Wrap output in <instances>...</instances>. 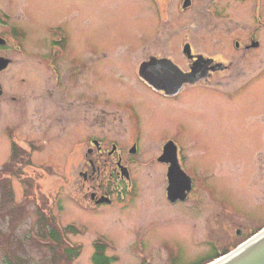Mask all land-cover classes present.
Wrapping results in <instances>:
<instances>
[{
	"label": "rangeland",
	"instance_id": "374dc122",
	"mask_svg": "<svg viewBox=\"0 0 264 264\" xmlns=\"http://www.w3.org/2000/svg\"><path fill=\"white\" fill-rule=\"evenodd\" d=\"M12 3L30 13L31 34L42 24L61 25L78 42L79 50L87 42L95 54H107L108 64L100 63L106 69L100 82L110 97L136 102L147 116L152 139L160 130L161 120L164 124L179 121L185 125V173L192 179L193 191L186 203L170 206L164 174L152 158L145 156L134 169L136 185L123 199L115 197V205L103 209L84 208L76 190L81 181L76 158L56 153L53 142L30 156L31 164L24 162L17 176L7 178L11 143L21 147L23 135L21 124L16 127L18 135L11 132L13 121L2 97L0 264L7 260L20 264H94L96 243L104 245L108 264H206L215 259L207 256L212 243L218 247L227 244L229 252L264 227V136L260 118L264 114V77L254 79L237 93L195 94L183 107L166 106L151 101L129 75L118 79L119 70L125 72L132 67L113 60L119 46L132 45L138 38L142 20L139 7H148L149 0ZM23 173L29 183H22ZM30 184L35 189L27 188ZM28 191L33 195H27ZM42 212L58 228L60 245L54 246L40 226ZM230 217L248 230L236 236ZM223 222L225 229L220 224ZM224 239L227 242H221ZM71 246L76 254L62 253L64 247Z\"/></svg>",
	"mask_w": 264,
	"mask_h": 264
},
{
	"label": "flooded vegetation",
	"instance_id": "af4514ba",
	"mask_svg": "<svg viewBox=\"0 0 264 264\" xmlns=\"http://www.w3.org/2000/svg\"><path fill=\"white\" fill-rule=\"evenodd\" d=\"M1 1L5 66L0 68V99L8 103L11 132L21 124L23 135L21 147L12 141L11 154L17 150L30 165V156L53 142L56 153L76 158L81 178L76 190L87 209L123 199L136 185L134 169L145 156L164 174L165 191L169 168L187 171L182 122L161 120L152 139L136 102L110 97L100 82L106 75L100 63L108 64L107 54H95L87 42L79 50L61 25L42 24L31 34L30 13L12 0ZM139 8L138 38L119 46L113 60L131 65L117 78L129 75L151 101L179 108L189 96L230 95L264 77V0H149L148 7ZM260 118L264 136V114ZM192 191L193 182L185 200H166L170 206L186 203ZM229 222L236 236L248 230L236 219ZM208 248L213 259L228 245Z\"/></svg>",
	"mask_w": 264,
	"mask_h": 264
},
{
	"label": "water",
	"instance_id": "95a60500",
	"mask_svg": "<svg viewBox=\"0 0 264 264\" xmlns=\"http://www.w3.org/2000/svg\"><path fill=\"white\" fill-rule=\"evenodd\" d=\"M4 66L5 62L0 58V68ZM167 178L166 198L171 203L185 200L191 190V178L182 170L172 168H169ZM207 264H264V228L235 249Z\"/></svg>",
	"mask_w": 264,
	"mask_h": 264
},
{
	"label": "trees",
	"instance_id": "16d2710c",
	"mask_svg": "<svg viewBox=\"0 0 264 264\" xmlns=\"http://www.w3.org/2000/svg\"><path fill=\"white\" fill-rule=\"evenodd\" d=\"M11 157H12V161H11V158L8 161V164H9L8 165V171L6 172L7 178L12 177V176H14V177L17 176L18 172L20 171L19 168H22V166L25 165L24 162H26V160H27V158L25 156L18 155L17 151H15V150H13ZM13 161H17L19 164L15 165L13 163ZM21 181H22V183H27V182L29 183L28 177L24 173L21 175ZM34 186L37 187L36 185H34ZM27 188H30L31 190L35 189L31 184L28 185ZM27 195H30V196L33 195V191H30V192L28 191ZM43 214H44V216L41 215V218H43V220L40 219V226L41 227L43 226V229H45L46 235L50 236L51 243L54 246H56L58 244L60 245L61 241L58 240V235L56 233V232H59L58 228L54 225L53 222H51V217L48 214H45V213H43ZM103 249H104V245L96 243L95 252L92 256V261L94 264H108L109 263V260L104 257V250ZM75 252H76V250L72 246L66 247V248L64 247L62 250V253L67 254V255L76 254ZM2 264H20V263H13V262L7 260Z\"/></svg>",
	"mask_w": 264,
	"mask_h": 264
},
{
	"label": "bare ground",
	"instance_id": "6f19581e",
	"mask_svg": "<svg viewBox=\"0 0 264 264\" xmlns=\"http://www.w3.org/2000/svg\"><path fill=\"white\" fill-rule=\"evenodd\" d=\"M224 254H225V253L221 254V256L224 255ZM218 257H220V256H218ZM218 257H216V258H218ZM210 262H211V261H210ZM208 263H209V262H208ZM206 264H207V263H206Z\"/></svg>",
	"mask_w": 264,
	"mask_h": 264
}]
</instances>
